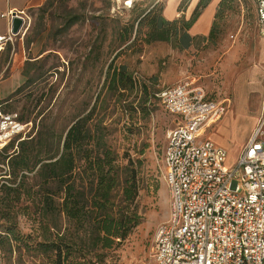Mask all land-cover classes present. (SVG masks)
I'll return each mask as SVG.
<instances>
[{
    "label": "rangeland",
    "instance_id": "374dc122",
    "mask_svg": "<svg viewBox=\"0 0 264 264\" xmlns=\"http://www.w3.org/2000/svg\"><path fill=\"white\" fill-rule=\"evenodd\" d=\"M167 2L31 0L25 7L26 34L14 35L0 50V80L21 74V84L13 92L6 84L1 86L0 97L6 96L0 100L2 112L18 113L30 125L27 135H35L45 125L65 133L74 120L103 98L101 91L107 68L122 49L118 42L120 28L133 22L141 9L154 4L166 6ZM134 3L137 12H132ZM191 4L192 0H182L177 18L187 15L191 18L195 11L188 13ZM169 13V9L164 12ZM76 15L82 19L69 26ZM0 23L6 25V19L0 17ZM215 23V38L198 39L189 49L156 42L145 45L141 53L131 50L115 60L118 65L128 63L134 68L137 79L146 81L154 95L147 104V112L140 108L133 121L116 98L109 101L106 121L112 130L109 144L121 156L130 154L141 160L144 183L136 201L140 225L127 239L107 251L105 264H157L156 231L171 213L164 152L168 134L178 123V118L159 99L158 93L163 88L191 82L202 85L210 97L226 102V115L207 136L228 150V166L237 162L249 137L262 125L264 36L254 1L226 0V9L222 17L216 16ZM4 159L0 152V163ZM3 171L5 168L0 166V172ZM34 197L24 194L8 216L0 204V227L9 224V217L15 216L18 231L25 237L33 236L28 238L30 248L16 247L12 254L2 249L6 264L45 262L37 244L42 238L39 230L42 217L31 203Z\"/></svg>",
    "mask_w": 264,
    "mask_h": 264
},
{
    "label": "trees",
    "instance_id": "16d2710c",
    "mask_svg": "<svg viewBox=\"0 0 264 264\" xmlns=\"http://www.w3.org/2000/svg\"><path fill=\"white\" fill-rule=\"evenodd\" d=\"M211 2L200 0L191 18L173 20L165 16V6L154 4L137 12L136 3L132 4V12L138 15L118 32L122 49L107 68L103 98L74 120L65 133L45 125L35 135L15 137L0 150L9 166L5 176L10 184L0 188L6 216L15 211L24 194L39 196L31 203L42 217V238L37 244L43 264H105L107 251L140 225L136 201L144 183L141 160L130 154L121 156L109 144L112 130L106 122L107 111L109 101L116 98L133 121L140 108L147 112L154 92L146 81L137 79L128 63L118 65L115 60L131 50L141 53L145 45L156 42L185 50L198 39L213 40L215 20L208 36L190 32ZM225 9L226 0H221L216 16L222 17ZM81 19L74 16L69 26ZM9 219V224L0 227V248L9 254L16 247L30 248L28 238L33 236L25 237L18 231L15 216Z\"/></svg>",
    "mask_w": 264,
    "mask_h": 264
},
{
    "label": "built area",
    "instance_id": "2783aa9c",
    "mask_svg": "<svg viewBox=\"0 0 264 264\" xmlns=\"http://www.w3.org/2000/svg\"><path fill=\"white\" fill-rule=\"evenodd\" d=\"M160 1V0H159ZM264 36V0H253ZM131 6V5H129ZM0 32V50L12 41ZM163 106L178 118L164 152L171 213L155 236L157 264H264V106L261 126L244 145L237 162L227 165L228 150L207 136L228 111L202 85L182 82L163 88ZM32 126V125H31ZM30 125L18 113L0 111V150ZM0 173V188L10 184ZM0 264L5 263L0 248Z\"/></svg>",
    "mask_w": 264,
    "mask_h": 264
},
{
    "label": "crops",
    "instance_id": "0c3cea01",
    "mask_svg": "<svg viewBox=\"0 0 264 264\" xmlns=\"http://www.w3.org/2000/svg\"><path fill=\"white\" fill-rule=\"evenodd\" d=\"M30 1L31 0H20L18 2L12 3L11 0H0V17H2L3 13L10 12V11H18L19 13H22V16L25 19V22H24V25H23L21 31L16 36L20 35L21 33L23 35L26 34V30L28 29V27H27V22L28 21H27V14H25V7H27V4ZM181 1L182 0H168L167 4L165 6V11L168 10V9L170 11L169 14H167V15L165 14V16L168 19L173 20V19H176L178 17L177 8H178L179 4L181 3ZM199 1L200 0H192L191 7L188 10L189 14L196 8V6H197ZM220 1L221 0H212V2L203 11V13L199 17V19L193 24V26L190 29V32H191V34L193 36H199V35L207 36L210 33V31L212 29V26H213V23H214V20H215V16H216L217 9H218ZM2 18H5V17H2ZM187 18L189 19V15H187ZM5 19H6V22H7L6 25L0 23V32L3 33V34H7L8 31H9V27H10L8 19L7 18H5ZM11 27H12V23H11ZM20 38L23 40V37H20ZM9 42H11V41H9ZM4 84L9 86L10 89H11V92H13L21 84V74H20V77H17V74L15 73L10 78H7L5 80H0V88ZM5 97H0V100H2ZM13 150L14 149H11L10 153H12ZM0 166H2L4 168L6 166V168L9 169V166L5 162V159L3 160L2 163H0ZM0 173H2V172H0Z\"/></svg>",
    "mask_w": 264,
    "mask_h": 264
},
{
    "label": "water",
    "instance_id": "95a60500",
    "mask_svg": "<svg viewBox=\"0 0 264 264\" xmlns=\"http://www.w3.org/2000/svg\"><path fill=\"white\" fill-rule=\"evenodd\" d=\"M13 14L14 15H13V20H12V31L16 35V34H19V32L21 31L24 25L25 19L23 16L18 15L16 12Z\"/></svg>",
    "mask_w": 264,
    "mask_h": 264
},
{
    "label": "bare ground",
    "instance_id": "6f19581e",
    "mask_svg": "<svg viewBox=\"0 0 264 264\" xmlns=\"http://www.w3.org/2000/svg\"><path fill=\"white\" fill-rule=\"evenodd\" d=\"M129 6V5H128ZM1 49V48H0Z\"/></svg>",
    "mask_w": 264,
    "mask_h": 264
}]
</instances>
